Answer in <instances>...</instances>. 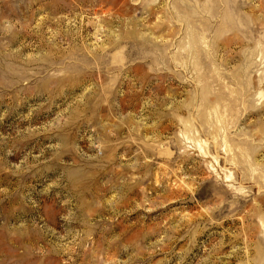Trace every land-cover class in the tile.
Here are the masks:
<instances>
[{
	"label": "rangeland",
	"instance_id": "374dc122",
	"mask_svg": "<svg viewBox=\"0 0 264 264\" xmlns=\"http://www.w3.org/2000/svg\"><path fill=\"white\" fill-rule=\"evenodd\" d=\"M0 264H264V0H0Z\"/></svg>",
	"mask_w": 264,
	"mask_h": 264
}]
</instances>
